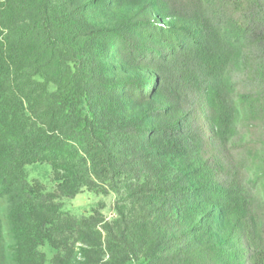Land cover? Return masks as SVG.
I'll return each mask as SVG.
<instances>
[{"label":"trees","instance_id":"obj_1","mask_svg":"<svg viewBox=\"0 0 264 264\" xmlns=\"http://www.w3.org/2000/svg\"><path fill=\"white\" fill-rule=\"evenodd\" d=\"M0 264H264V0H0Z\"/></svg>","mask_w":264,"mask_h":264},{"label":"rangeland","instance_id":"obj_2","mask_svg":"<svg viewBox=\"0 0 264 264\" xmlns=\"http://www.w3.org/2000/svg\"><path fill=\"white\" fill-rule=\"evenodd\" d=\"M30 177L38 178L42 182L48 181V170L45 168L32 169ZM115 196L109 194L107 196H98L88 191H83L73 200L65 202L66 209L75 215L88 214L92 210L100 208L106 220H112L115 217L114 204Z\"/></svg>","mask_w":264,"mask_h":264}]
</instances>
